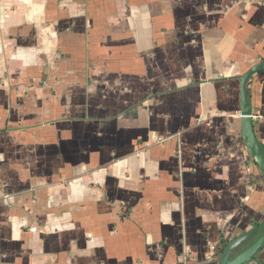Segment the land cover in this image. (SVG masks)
Wrapping results in <instances>:
<instances>
[{
	"label": "crops",
	"instance_id": "crops-1",
	"mask_svg": "<svg viewBox=\"0 0 264 264\" xmlns=\"http://www.w3.org/2000/svg\"><path fill=\"white\" fill-rule=\"evenodd\" d=\"M263 61L264 0H0V264H218L255 230L243 250ZM247 90L264 152V71Z\"/></svg>",
	"mask_w": 264,
	"mask_h": 264
},
{
	"label": "water",
	"instance_id": "water-1",
	"mask_svg": "<svg viewBox=\"0 0 264 264\" xmlns=\"http://www.w3.org/2000/svg\"><path fill=\"white\" fill-rule=\"evenodd\" d=\"M264 71V61L260 62L251 68L239 78V93H240V113H241V138L249 152L253 162L256 164L261 175L264 177V152L255 137L254 123L251 119V107L247 85L254 75ZM254 231H250L241 238L228 244L221 252L218 264H261L256 259V255L264 248V230L258 238L249 243L243 250L237 252L236 248L250 240L254 235Z\"/></svg>",
	"mask_w": 264,
	"mask_h": 264
},
{
	"label": "built area",
	"instance_id": "built-area-1",
	"mask_svg": "<svg viewBox=\"0 0 264 264\" xmlns=\"http://www.w3.org/2000/svg\"><path fill=\"white\" fill-rule=\"evenodd\" d=\"M236 116H237L238 118H241V113H240V111L236 112ZM251 119H252V121H253V120H254V121H257V120H258V119L254 118V117H252V116H251Z\"/></svg>",
	"mask_w": 264,
	"mask_h": 264
}]
</instances>
